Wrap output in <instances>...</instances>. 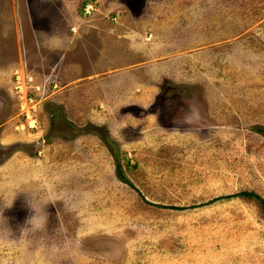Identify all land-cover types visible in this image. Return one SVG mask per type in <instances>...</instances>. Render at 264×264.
I'll list each match as a JSON object with an SVG mask.
<instances>
[{"label":"rangeland","instance_id":"1","mask_svg":"<svg viewBox=\"0 0 264 264\" xmlns=\"http://www.w3.org/2000/svg\"><path fill=\"white\" fill-rule=\"evenodd\" d=\"M71 30L128 31L122 98L56 107ZM261 130L264 0H0V264H264Z\"/></svg>","mask_w":264,"mask_h":264},{"label":"crops","instance_id":"2","mask_svg":"<svg viewBox=\"0 0 264 264\" xmlns=\"http://www.w3.org/2000/svg\"><path fill=\"white\" fill-rule=\"evenodd\" d=\"M134 35L140 34V30H133ZM72 35L67 34L62 37L64 46L63 60L69 59V54L73 58L78 56L82 59L94 47L95 53L89 58H84V63L77 61H66L59 70L61 81H65L68 88V96H60L56 107H62L64 112H69V108L84 107L88 96L97 94L96 99L105 102V96L116 93L122 98V92L126 90L124 77L126 75L125 62L128 59V41L124 36H128L127 30H71ZM128 34V35H127ZM60 38L52 40L53 44L59 45ZM126 42V43H125ZM137 43V36L135 37ZM136 49V47H135ZM89 50V51H87ZM69 51H72L69 53ZM136 50L133 54L139 57ZM112 53H115L111 56ZM67 55V56H66ZM67 57V58H64ZM62 58V57H61ZM87 60V62H85ZM61 63V62H59ZM82 63V64H81ZM138 68V67H137ZM139 70V69H137ZM137 76V75H136ZM138 79H136L137 81ZM73 91V92H72ZM78 93L79 95H74ZM88 95V96H87ZM87 106L89 103L86 104Z\"/></svg>","mask_w":264,"mask_h":264},{"label":"clouds","instance_id":"3","mask_svg":"<svg viewBox=\"0 0 264 264\" xmlns=\"http://www.w3.org/2000/svg\"><path fill=\"white\" fill-rule=\"evenodd\" d=\"M43 206L44 203H42L39 207H34L32 204L28 203V207L31 210L32 215L26 221V224L32 231H39L45 227L47 216L43 211Z\"/></svg>","mask_w":264,"mask_h":264},{"label":"trees","instance_id":"4","mask_svg":"<svg viewBox=\"0 0 264 264\" xmlns=\"http://www.w3.org/2000/svg\"><path fill=\"white\" fill-rule=\"evenodd\" d=\"M258 133H261L262 135H264V130L258 131ZM116 173L118 174V177H119V179L122 182H124L125 184L131 186V184L128 182V180H126V178L123 176V174L121 172V169H120V166H116ZM233 197H235V198L238 197V198H245V199H254V200H256L260 204L261 211H262L263 216H264V202H263V200L260 197H258L254 193H239L237 195L231 196L230 198H233ZM226 198H229V197L219 198V199L222 200V199H226Z\"/></svg>","mask_w":264,"mask_h":264}]
</instances>
